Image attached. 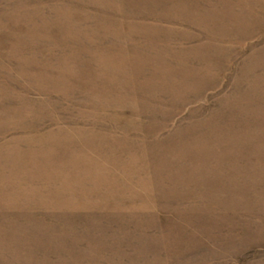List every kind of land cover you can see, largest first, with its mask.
Instances as JSON below:
<instances>
[{
    "label": "rangeland",
    "instance_id": "374dc122",
    "mask_svg": "<svg viewBox=\"0 0 264 264\" xmlns=\"http://www.w3.org/2000/svg\"><path fill=\"white\" fill-rule=\"evenodd\" d=\"M0 264H264V0H0Z\"/></svg>",
    "mask_w": 264,
    "mask_h": 264
}]
</instances>
